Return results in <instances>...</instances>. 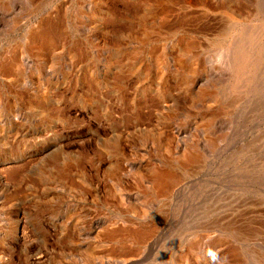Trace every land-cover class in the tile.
<instances>
[{
	"label": "rangeland",
	"instance_id": "374dc122",
	"mask_svg": "<svg viewBox=\"0 0 264 264\" xmlns=\"http://www.w3.org/2000/svg\"><path fill=\"white\" fill-rule=\"evenodd\" d=\"M0 135V264H264V0H0Z\"/></svg>",
	"mask_w": 264,
	"mask_h": 264
},
{
	"label": "bare ground",
	"instance_id": "6f19581e",
	"mask_svg": "<svg viewBox=\"0 0 264 264\" xmlns=\"http://www.w3.org/2000/svg\"><path fill=\"white\" fill-rule=\"evenodd\" d=\"M50 21V20H49ZM48 21V22H49ZM46 23V22H45ZM52 23V22H51ZM49 24V23H48ZM55 24H56V22H55ZM45 25V24H44ZM43 25V29H38V31L35 33V35H34V40H33V42L35 43V45H36V47H37V49H38V51H39V49H41V50H43V49H45V48H47L48 50H49V48H52V46H55V39H54V37H55V35L57 34H55L54 32L56 31V32H58L57 31V29H55V27H57L56 25H55V27H53L52 25L53 24H49L48 26H44ZM46 25H47V23H46ZM58 28V27H57ZM251 32V31H250ZM34 33V32H33ZM41 44V45H40ZM54 44V45H53ZM236 48V47H235ZM219 54V53H218ZM46 57V56H45ZM46 59V58H45ZM49 59V58H48ZM51 60V59H50ZM49 60V61H50ZM48 61V62H49ZM112 62V61H111ZM252 62V61H251ZM252 66V65H251ZM47 80V79H46ZM46 82V81H45ZM44 81H42V84L43 83H45ZM238 85V84H237ZM237 87V86H236ZM239 87V86H238ZM43 89V88H42ZM13 105V104H12ZM10 112H12V111H10ZM47 113V112H46ZM50 113V112H49ZM4 124V123H3ZM9 124V123H8ZM15 122H14V126H15ZM6 132V131H5ZM1 136V135H0ZM7 136V135H6ZM1 138V137H0ZM46 152H47V148H45L44 149ZM44 151V152H45ZM58 152H52V154L51 155H55L56 156V154H57ZM38 157V156H37ZM55 158V157H54ZM171 174V173H170ZM158 181V180H157ZM167 182V181H166ZM166 182H164V183H166ZM161 191V190H160ZM166 191V190H165ZM22 220V216L21 215H18V214H13V218L11 219V221L9 222V225L8 226H12V230H13V232L15 233L17 230H18V228H19V225H20V221ZM24 220V219H23ZM22 226V225H21ZM23 230L25 229V228H23V227H21ZM22 230V231H23ZM112 231H115V230H112ZM20 232H21V230H20ZM138 232V231H137ZM140 232V231H139ZM23 234V233H22ZM140 234V233H139ZM145 234V233H144ZM17 236V235H16ZM142 236V235H141ZM141 236H140V238H141ZM144 236V235H143ZM139 237V236H138ZM4 241V240H3ZM41 258H42V255L41 254H37V253H32L30 256H28V260L29 261H39V260H41ZM1 260V259H0ZM5 263V262H4ZM37 264V263H36Z\"/></svg>",
	"mask_w": 264,
	"mask_h": 264
}]
</instances>
